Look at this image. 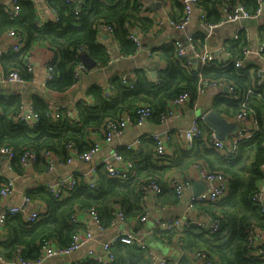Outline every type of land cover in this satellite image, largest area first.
I'll use <instances>...</instances> for the list:
<instances>
[{
  "label": "trees",
  "instance_id": "obj_1",
  "mask_svg": "<svg viewBox=\"0 0 264 264\" xmlns=\"http://www.w3.org/2000/svg\"><path fill=\"white\" fill-rule=\"evenodd\" d=\"M237 1L243 2L250 9L257 8L254 0H200L199 7L206 12L208 21L218 22L221 19L218 8L235 4ZM47 2L49 7L60 15L62 19L60 22L48 23L38 28L34 2L20 0L18 3L20 15L15 20H11L9 15L0 9V36L10 30H15L23 36V48L18 53L12 52L10 58L14 65L12 69L19 71L26 81H31L34 76L27 71L23 56L32 51L31 47L35 43L45 42L49 46L55 55L50 63L55 66V76L53 80L46 83L45 88L53 93H64L76 86L74 68L78 59L75 55H78L81 47L97 62V67L110 66L111 55L106 47L99 43L97 23L105 22L114 26L116 40L124 56L139 53L136 44L129 39L127 24L137 26L144 33L145 43L148 34L155 29L153 19L141 16L138 0H84L79 14H76L73 2L66 0H47ZM174 2L179 10L176 18H179L183 7L177 1ZM193 39L204 43V36L193 37ZM247 47L248 42L241 35L239 42L230 43L229 52L232 56L240 58ZM156 52L167 61L166 69L158 73L157 79L149 78L140 70L130 71L134 78L129 83H124L119 76H114L110 80L114 86L110 99L104 97V91L98 85L89 86L87 93L91 94L94 100L91 106H87L83 100L77 103V121H70L66 116L53 120L47 115L48 102L42 96L35 95L32 98V104L39 114L40 121L36 127L30 128L22 122L15 121V116L23 102L22 98L19 95L8 98L0 96V159L3 156L2 149H12L14 157L11 160V168L20 175L24 170L20 158L27 150H31L36 155L34 167L39 164L47 166L43 158L45 151H51L61 159H66L67 146L71 143L80 152L88 151L92 144L91 135L102 134L108 120L116 119L122 113H131L138 106H148L153 110L151 120L157 119L161 123V114L180 95L188 93L190 96L188 104L193 107L198 101L199 89L206 81L228 83L233 85L241 95L239 101L218 97L213 105L216 113L223 118L226 117L225 119L233 118L241 112L242 102H247V107L256 113L260 133L253 140L241 144L240 154L235 160L220 155L208 145L202 147V141H200L191 150H183V155L189 164L185 171L174 159L164 163L154 162L151 155L144 166L142 162L135 163L136 178L120 182L103 177L99 180L101 182L99 190H92L87 184L80 183L78 180L74 192L63 201L56 199L42 187L30 189L26 192L30 202L40 200L45 204L47 212L43 219L32 224L26 223L21 215L7 218L3 227L8 236L5 241H0V250L5 258L12 259L18 248L23 249L24 256L36 258L40 244L44 240H54L62 247L69 246L72 235L76 232L75 226L69 223V219L77 209L95 208L101 216L102 226H105V222L110 225L112 219L110 211L115 205L124 210L128 220L138 219L143 214L139 188L142 182L155 178L160 184V179L167 177L170 172L176 170L175 172L182 173L179 175L183 176V173H187L193 164L199 163L211 171L223 172L229 178L230 193L218 204L197 205L198 208L210 210L211 216L221 221V231L211 235L199 228L186 229L183 235L187 236V246L198 249L197 253H205L217 264H264V260L247 258L245 247L247 228L252 222H257L264 229V215L252 202V196L258 188L257 183L264 177L262 168L264 165V90H258L256 94L247 98V93L254 84L253 67L236 69L232 63H229L225 67L215 64L210 67L197 65L190 70L188 65L178 59L173 43L154 48L153 54ZM130 86L133 87L130 88ZM199 123L203 129L209 131L203 122ZM121 154L127 158L137 159L135 154L126 148ZM163 185H165L164 182L161 190ZM1 189L0 181V191ZM157 231L160 234L179 233ZM225 232L227 234L223 235ZM121 246L137 249L134 246L118 244L114 264H149L146 254L142 252L144 255L134 256L127 249L130 258L122 262L119 258ZM81 264L96 263L88 261Z\"/></svg>",
  "mask_w": 264,
  "mask_h": 264
},
{
  "label": "built area",
  "instance_id": "obj_2",
  "mask_svg": "<svg viewBox=\"0 0 264 264\" xmlns=\"http://www.w3.org/2000/svg\"><path fill=\"white\" fill-rule=\"evenodd\" d=\"M19 1L20 0H8L4 2L1 7L2 11L9 15L11 20H15L20 15V8L18 4ZM66 1L75 3V12L76 14H79L84 0ZM173 1H177L183 7L182 15L179 18L166 16L165 19H153L150 16V11L144 7L143 0H138L140 14L142 17H148L154 20L155 30L164 26H170L178 31H184L190 26L193 10L197 8L200 11V23L207 32L205 41L211 38L214 32L222 28L233 25L239 26L237 32L233 36L226 37L224 41L221 42V44L216 48L211 47V45H208V43H205L202 47L197 46L194 42L193 36L188 39V45L190 47L184 45L181 41L174 42L178 59L188 65L190 70L197 65L201 67H210L215 64L225 67L229 63H232L236 69H248L252 66V73H254V84L253 88L248 91L247 98L250 95L256 94V91L258 90H264V67L253 64L250 61L251 51L249 46L245 48L243 56L240 58L232 56L229 52L230 43L240 41L241 37L239 32L245 28L244 24L246 22H253L264 18V0H254L257 4V8L255 9L248 8L243 2L240 1H237L235 4L220 6L218 8V12L221 15V19L218 22H210L207 20L206 12L199 7L200 0H162L164 7L168 6ZM48 8L53 14V19L41 20L39 19V15L37 13L36 25L38 28H42L48 23L56 24L62 20L60 15L54 9L49 7V5ZM127 27L129 28V39L136 44L139 53L142 52L145 45L144 33L135 25L130 26L127 24ZM96 29L99 39L102 38L103 40V45H101L106 47L109 53L111 52V47H115L118 51H120L121 55L124 56L122 48L116 40L114 26L105 22H100L97 23ZM7 35L8 37L12 38L14 42L13 45L10 46V51L15 53L20 52L24 46L23 36L15 30H10L7 32ZM104 40H106V42ZM256 49L259 58L264 62L263 40H260ZM85 53V49L81 47L78 50V55H75V58L78 59L74 68V79L77 82L76 85L79 84L89 72H91L86 68L82 61V57ZM136 55H126V57L133 58ZM23 63L27 71L34 76L31 81H26L16 69H12L6 73L3 81L12 85L16 84L20 86H23L27 83L33 84L35 81V61L33 51L27 52L23 56ZM106 68L98 66L97 71H102ZM45 70L46 72L43 83L44 87L48 81L54 79L55 66L53 64H49L46 66ZM119 77L124 83H129L130 80L134 78V75L128 71L119 74ZM154 79H157V77ZM110 80L111 79L105 83L96 84L103 89L104 97L107 99L112 97V91L114 89V86L110 83ZM132 87L133 86H130V88ZM212 87L225 88L227 93L223 97L226 99L239 101L241 98V95L235 90L233 85L216 81H206L199 89V98H201L206 93L207 89ZM87 91L85 97L81 100H83L87 106H91L94 98L91 94H88ZM189 99L190 96L188 93H184L176 98L170 104L169 108L161 114V123H166L169 120L180 118L182 116L180 110L182 107L188 104ZM22 101L23 102L21 104L20 110L15 116V121L22 122L28 127L34 128L40 121L39 114L33 107L32 102L28 103L23 99ZM47 115L53 120H57L63 116H66V118H68L70 121H77L78 109L76 105L72 109H69L61 107L54 102H48ZM152 117L153 110L150 107L138 106L131 113H122L118 118L108 120L102 130V140H93L88 151L80 152L72 143L67 146L68 155L66 159H61L51 151H45L43 153V158L45 164L47 165L48 171L52 172L57 166L72 163L74 160L89 164V172L85 175V177L88 180L86 184L92 190H99L101 188V182L96 183L92 180V178L97 176L100 166H102L101 168L104 170L106 177L109 179L125 182L136 178L137 172L135 169V163L140 160L143 148L141 139H136L125 146L128 151H131L135 154L137 157L136 160L125 157L119 151H114L112 154V159L103 160L102 163H95L93 160L95 155L102 150L105 144L111 145L130 127H143L146 123L151 121ZM226 120L229 123L239 124L238 131L231 134L227 140H219L214 131H206L200 126L198 122H193L191 125H189V127L181 129L177 132L178 137L181 138L182 148L184 150H191L196 143L205 141L210 149L214 150L220 155L232 160L237 159L240 154L241 144L253 140L260 133V125L255 111L247 107V102H242V109L240 113H238L233 118H227ZM150 139L154 144V160L161 163L171 160L170 158L172 157V153L168 147L171 141V135L169 133L163 136L160 134H154L150 136ZM2 154L3 156L0 159V181L2 186L0 191V208L4 204L6 205L7 200L16 194L15 181L13 179L4 178L1 173L3 157L7 156L11 162L12 158L14 157L13 150L4 148L2 149ZM20 163L23 169L34 167L36 163L35 153L31 150H27L20 158ZM191 167L195 170V177L193 179L190 178V175H186L185 177L181 175H173V177H169L171 190L179 200L184 197L187 191L193 188L197 181H202L207 184V189L204 192L198 196L192 195L190 197L187 205V209L189 211L197 208V205L218 204L229 196V178L223 172L211 171L206 166L199 163L193 164ZM262 168L264 170V165ZM77 184L78 179L75 176L66 175L65 177L46 181L41 187L50 192L56 199L63 201L74 192ZM139 188L141 191L140 202L143 214L138 217L137 220L139 223L144 225L147 223L149 218V199L151 196L157 197V195L160 194L161 186L156 182V180L151 179L142 182ZM252 202L261 209V213L264 215L263 186H259L257 188V191L252 196ZM23 203H31L30 199L26 196V193L23 198ZM44 214L46 213L40 209L27 212L21 205L5 207L4 209L0 210V226L3 227L9 216L21 215L26 223L32 224L43 219ZM110 214L112 216L109 225L110 227H112L114 224H117L118 222L126 223L129 221L125 216L124 210L120 206L115 205L112 207ZM69 223L76 228V232L72 235L69 246L62 247L59 246L54 240H44L40 244L39 254L36 258L31 259L24 256L22 253L23 249L18 248L12 259L5 258L0 251V263L48 264L49 262L58 258H68L69 261L67 264H81L88 261H93L96 264H114L116 261L115 252L117 245L121 244L134 246L139 251L147 254L149 264H168L166 259L156 255L152 250H150L148 244L133 232H126L113 236L109 241L102 244L100 251L90 250L86 255L87 260L84 262H79L75 259H72L74 254L81 252L87 245L94 241L95 229L104 231V228L101 224V216L98 211L95 210V208L88 210L77 209L69 219ZM189 228H199L207 231L211 235L216 233L218 234L221 231V221L213 216H210L208 222L200 219L165 218L157 221L155 224L156 230L174 231L181 234H183L184 231ZM261 232L262 228L257 222H252L247 228L245 247L246 257L249 259L264 260V242L259 239ZM226 234L227 233L225 232L223 235ZM195 256L200 258L205 264H215L205 253H197Z\"/></svg>",
  "mask_w": 264,
  "mask_h": 264
},
{
  "label": "crops",
  "instance_id": "obj_3",
  "mask_svg": "<svg viewBox=\"0 0 264 264\" xmlns=\"http://www.w3.org/2000/svg\"><path fill=\"white\" fill-rule=\"evenodd\" d=\"M6 1L8 0H0V9ZM31 1L34 2V5L36 6L39 19H53V14L48 8L47 0ZM143 5L150 11V16L153 19H165L166 16L176 18L179 15V10L174 1L164 7L162 0H143ZM244 26L245 28L239 33L240 37L241 35L244 36L248 42V46L251 51L250 61L253 64L264 67V62L259 58L256 49L260 40H263L264 18L253 22H246ZM238 28V25L222 28L214 32L211 38L205 41L207 32L200 23V11L195 8L192 13L191 24L186 30L178 31L170 26H164L156 30L153 29L148 34L145 43L148 51L143 50L133 58L122 56L120 51H118L115 47H111V63L108 68L102 71L96 70L95 72H89L79 84L64 93H53L52 91L47 90L43 85L46 66L49 65L55 57L53 51L50 50L49 46L45 42L35 43L31 47L35 61V81L33 84L27 83L20 86L16 84L12 85L3 81L6 73L14 66L13 60L10 58L11 54H13L10 51V46L13 45L14 42L13 39L8 37L7 33H5L0 36V96L8 98L14 94H18L24 101L29 103L32 102L33 96L39 95L42 96L46 102H54L61 107L72 109L79 101H81V99L85 97L89 86L105 83L112 77L119 76V74L123 72L140 70L149 78H156L158 73L167 67V61L160 56V54H157L158 52L153 54V49L156 47H160L163 44H174L176 41H181L184 45L189 46L188 39L190 37L204 36V43H201L199 40H195V44L202 47L205 43H208L211 47L216 48L226 37L233 36L237 32ZM104 41L106 42V40ZM99 43L103 45L102 38L99 39ZM8 56L9 58H7ZM153 75L155 77H153ZM225 90V88L219 87L207 89L206 93L198 99L193 107L187 104L181 108L180 112L182 113V116L180 118L169 120L166 123H159L157 119H153L146 123L143 127H130L111 145L105 144L102 150L95 155L93 161L95 163H102L103 160L112 159L114 151L124 153L126 148L125 146L127 144L135 141L136 139H141L143 148L139 162H142V166H144L145 163L149 161L150 156L154 155V144L150 139V136L154 134H160L163 136L169 133L171 135V141L168 147L172 153V157L170 159L176 160L175 162H177L183 171H185L189 164L185 159L186 157L183 155L184 149L182 148L181 138L178 137L177 132L181 129L189 127V125L193 122H203L205 125L203 117L208 112L213 110L214 101L218 97L224 98L223 96L227 93ZM200 111L202 114L199 113ZM205 127L207 130H211L206 125ZM90 139L92 141L102 140V136L101 134H93ZM201 144L202 147L207 146L205 141H202ZM152 160L155 162L153 157ZM89 168V164L74 160L72 163L57 166L52 172L48 171L47 166L39 164L36 167L22 170V173L19 175L12 170L11 162L8 157L4 156L1 173L4 178L13 179L15 181L16 194L9 198L7 200V204L2 205L0 210L5 207L21 205L27 212L40 209L46 213V206L40 200L24 204L23 198L25 193L30 189L41 187L46 181L55 180L57 178L65 177L66 175L75 176L80 183L86 184L88 180L85 175L89 172ZM175 171L170 172L167 177H162L160 179L159 185L161 186L163 182L165 185L162 186V190L157 197L151 196L149 199V218L146 224L143 225L139 223L137 218H132L126 223L118 222L112 227L107 225L105 222V226L103 225L104 231L95 229L94 241L87 245L81 252L74 254L72 259L84 262L87 260L86 255L90 250L100 251L102 244L109 241L113 236L126 232H133L142 238L148 244L150 250H152L156 255L166 259L168 264H205L200 258L195 256L199 250L189 248L190 246H187L188 239L185 234H160L159 231L155 229L156 222L165 218L200 219L208 222L211 216L210 210L207 211L198 207L192 211L187 209L190 197L204 192L207 189V184L202 181H197L196 183L200 185V189L198 191L194 190L195 183L193 188L187 191L184 197L179 200L172 192L169 183L170 176L173 177V175L182 174ZM183 174L184 177L186 175H190V178L193 179L195 177V170L190 167L188 172ZM103 177H106L105 172L102 168H99L97 176L92 178V180L97 183L100 178L102 179ZM153 179L155 180V178ZM259 186L264 187V177L257 183V187ZM6 232V229L0 226L1 242L6 240L8 236ZM259 239L264 242V229H262ZM126 249L134 256L143 254L137 249H128L121 246L119 248V258L122 262H124L127 258H130L129 252L127 253ZM68 261V258H58L48 264H67Z\"/></svg>",
  "mask_w": 264,
  "mask_h": 264
},
{
  "label": "water",
  "instance_id": "obj_4",
  "mask_svg": "<svg viewBox=\"0 0 264 264\" xmlns=\"http://www.w3.org/2000/svg\"><path fill=\"white\" fill-rule=\"evenodd\" d=\"M143 49L148 51L146 45H144ZM82 61L89 71L95 72L97 70V62L89 54H84L82 57ZM153 77L155 76L153 75ZM203 121L209 129L216 133L217 138L222 141L227 140L231 134L236 133L239 129V124L229 123L225 118L220 116L214 110L208 112L204 116ZM199 189L200 185L196 183L194 186V190L198 191ZM198 195L200 194H197L196 196Z\"/></svg>",
  "mask_w": 264,
  "mask_h": 264
},
{
  "label": "rangeland",
  "instance_id": "obj_5",
  "mask_svg": "<svg viewBox=\"0 0 264 264\" xmlns=\"http://www.w3.org/2000/svg\"><path fill=\"white\" fill-rule=\"evenodd\" d=\"M199 113H200V114H202V112H201V111H200Z\"/></svg>",
  "mask_w": 264,
  "mask_h": 264
}]
</instances>
